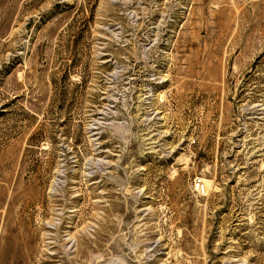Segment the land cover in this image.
Instances as JSON below:
<instances>
[{
  "label": "rangeland",
  "instance_id": "374dc122",
  "mask_svg": "<svg viewBox=\"0 0 264 264\" xmlns=\"http://www.w3.org/2000/svg\"><path fill=\"white\" fill-rule=\"evenodd\" d=\"M0 264H264V0H0Z\"/></svg>",
  "mask_w": 264,
  "mask_h": 264
},
{
  "label": "built area",
  "instance_id": "2783aa9c",
  "mask_svg": "<svg viewBox=\"0 0 264 264\" xmlns=\"http://www.w3.org/2000/svg\"><path fill=\"white\" fill-rule=\"evenodd\" d=\"M193 189L197 194H205L204 182L201 178H195L193 181Z\"/></svg>",
  "mask_w": 264,
  "mask_h": 264
},
{
  "label": "bare ground",
  "instance_id": "6f19581e",
  "mask_svg": "<svg viewBox=\"0 0 264 264\" xmlns=\"http://www.w3.org/2000/svg\"><path fill=\"white\" fill-rule=\"evenodd\" d=\"M205 183H207V182H205Z\"/></svg>",
  "mask_w": 264,
  "mask_h": 264
}]
</instances>
